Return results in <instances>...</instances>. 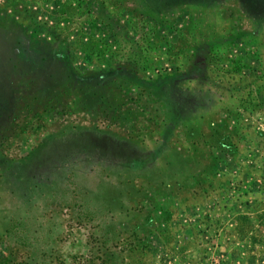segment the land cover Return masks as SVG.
<instances>
[{
  "label": "rangeland",
  "instance_id": "obj_1",
  "mask_svg": "<svg viewBox=\"0 0 264 264\" xmlns=\"http://www.w3.org/2000/svg\"><path fill=\"white\" fill-rule=\"evenodd\" d=\"M111 69L133 94L182 88L178 116L180 94L199 99L190 88L233 93L188 191L144 205L162 191L151 173L172 146L170 113L156 123L135 107L116 125L112 100L93 103L92 123L77 104L32 118L55 90L73 100L94 85L81 77ZM91 226L119 234L111 260ZM0 264H264V0H0Z\"/></svg>",
  "mask_w": 264,
  "mask_h": 264
},
{
  "label": "trees",
  "instance_id": "obj_2",
  "mask_svg": "<svg viewBox=\"0 0 264 264\" xmlns=\"http://www.w3.org/2000/svg\"><path fill=\"white\" fill-rule=\"evenodd\" d=\"M192 37L193 35H191V38ZM120 71V69H111L107 75H104L103 77H98L100 73L81 77L80 79H82V83L86 81H93L94 85H92L91 88L88 87L87 89H81L80 93L79 91H74L75 95L73 96V100H66L64 98L62 99V97L59 96V90H55V95L52 92L54 95L53 97L44 98L46 99L44 102V104H46L45 110H38L36 108L32 110V118L37 121V119L42 118V113L46 112L52 106L53 108H56L54 112L57 114L79 113V111L71 108L72 105L77 104L78 107H82V109L87 112L89 118L87 116L86 118L88 119L89 123H92L93 121L90 120V116H93L94 113L91 112H95L96 110L93 103L97 101L99 104H105L111 103L112 100L114 102L112 105L114 116L110 118L112 123H115L116 125L118 123H123L122 117L120 116L126 112L130 113L131 110L134 111L135 107L140 108L142 112L144 111L147 114L152 113L153 111L155 115L154 118H151L150 120L153 122L155 119H157L156 123H159L158 120H161V117L166 115V113H170V118L173 120V128L176 130L174 133L175 135L173 134L170 137V144H172V146L170 145V148L168 147V149L163 152V159L160 157V155L159 158L155 159L156 170L151 173L158 176L156 179L157 182H155V189L162 191L156 195H152L149 192V188H147L144 205L146 203L151 204L156 202L157 197L162 200L164 197L162 193L164 192L169 195V193H178L184 190L188 191L189 188L198 183V177H200L203 171L208 168L212 160V151L216 148V145L221 146L220 144L223 141L222 138L224 131H220V128L221 124L225 123L226 121L223 120V122L220 119V115L225 109H227L229 105L234 103V101L231 100V98L234 97L233 93H226V91L222 92V94L226 93L228 98L227 101L225 98L220 99V97L223 96H221V93L217 94V91L221 90L222 88L216 86L214 83H212L213 86L206 87L204 90L201 87L190 88V90L192 89L191 91L194 92L195 95L199 94V99L193 103L192 99H181L182 95L180 94L179 100L182 104H184V113L178 116L175 114L174 109L172 108V101L175 98V94H173V92L176 93V91L181 90L182 88H178V86H176L178 89L176 90L174 87H172L171 91H173L172 94H170L165 90L159 93V91L156 89L153 92H148V90H146L144 87L139 88L137 86L136 88L138 93L133 94L129 82L122 79L123 75H118ZM77 80H79L78 77ZM109 83L110 85L105 86ZM94 86H98V90H95L97 88H94ZM173 86L175 85L173 84ZM184 88L188 89V87ZM69 90L70 89L67 87L66 91ZM110 91L115 98H110ZM245 93L246 95H249L251 94V91H246ZM67 97H69V95H67ZM34 100L35 106L39 107V105H43L42 103L37 102L35 98ZM225 101L226 105L224 107ZM65 102L69 108L58 109V107L64 105ZM19 109H21V105ZM148 115L150 117L151 114ZM80 117L84 119L82 114ZM165 117L166 116H164V118ZM20 119L21 117L18 118V115H16L15 120L18 121ZM75 122L81 123L78 122V120ZM130 122L131 121L126 123ZM59 126H61L60 123H54L49 128V133H52L58 129ZM102 127L106 129H115L114 124H107L106 126ZM126 131H128V128ZM224 137H227V134H225ZM28 154L29 152L26 154V156ZM141 190H144V187H142ZM84 216L87 218V212L84 214ZM108 227V230L101 232L100 227L91 226L87 232L88 235L86 239L89 243H95L97 238H100V235L102 239L107 238L103 240L102 244L105 245L109 241L110 244L105 246H108L106 249L109 251V258L111 260V254L113 253V248L115 249L116 243H118L119 234L116 233L114 226ZM15 230H17V227ZM23 230L26 241L28 239V242L32 243V241L35 239V233L33 229L28 230L24 228ZM3 233L11 234L9 228L7 232L4 231ZM12 237L13 239H16V242L19 245L25 242V240H21V237L16 234V231L12 232ZM100 248L97 247L96 251H98ZM59 254L61 255V253Z\"/></svg>",
  "mask_w": 264,
  "mask_h": 264
}]
</instances>
